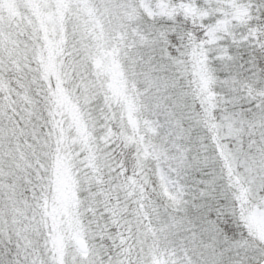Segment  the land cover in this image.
<instances>
[{"label":"snow or ice","instance_id":"obj_1","mask_svg":"<svg viewBox=\"0 0 264 264\" xmlns=\"http://www.w3.org/2000/svg\"><path fill=\"white\" fill-rule=\"evenodd\" d=\"M0 264H264V0H0Z\"/></svg>","mask_w":264,"mask_h":264}]
</instances>
